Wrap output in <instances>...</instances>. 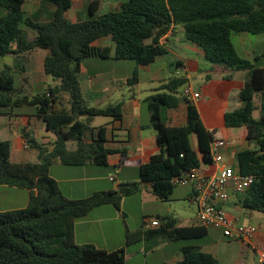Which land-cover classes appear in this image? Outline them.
Here are the masks:
<instances>
[{"label":"trees","instance_id":"16d2710c","mask_svg":"<svg viewBox=\"0 0 264 264\" xmlns=\"http://www.w3.org/2000/svg\"><path fill=\"white\" fill-rule=\"evenodd\" d=\"M44 1L56 7L51 22L26 17L25 0H0L5 12L0 16V58L48 50L44 69L57 82L42 94L20 96L15 77L7 71L0 74V116L10 115L16 108L34 106L36 117L54 136L46 145L29 132L24 133L30 148L39 154L38 162L25 163H14L11 141L0 140V185L30 191L26 208L0 211V264H125L124 248L108 252L76 244L75 221L105 205L120 210L124 198L143 193L145 186L157 199L170 201L175 178L214 163L211 148L220 137L205 127L194 101L180 92L189 80L174 76L145 99L160 152L140 167V181L121 183L116 190L96 192L85 199L72 200L63 194L49 174L53 164L107 167L109 156L114 154L107 147L106 126L92 124L97 117L120 120L124 102L104 108L91 106L80 82L83 60L112 56L110 46L94 45L106 37L114 44L115 60L135 61L138 67H144L167 54L161 40L181 27L186 40L198 46L207 61L231 71L248 72L240 91L242 106L225 114V125L246 127L247 139L255 145L238 155L239 173L253 175L256 181L235 195L237 203L248 212L264 214V66L242 57L233 42L234 34H264V0H128L114 12L97 15L98 8H92L97 17L83 22L67 19L72 0ZM139 83L136 68L128 85ZM62 95L68 97L67 104L61 100ZM183 102L187 104V123L171 126L168 111ZM257 113L259 117L255 118ZM194 134L198 151L191 144ZM71 142L76 144L75 150L68 148ZM161 222L156 230L127 231L126 246L157 237L174 242L208 235L209 227H179L171 216ZM181 252L182 259L174 264H220L199 246L187 245Z\"/></svg>","mask_w":264,"mask_h":264},{"label":"crops","instance_id":"0c3cea01","mask_svg":"<svg viewBox=\"0 0 264 264\" xmlns=\"http://www.w3.org/2000/svg\"><path fill=\"white\" fill-rule=\"evenodd\" d=\"M127 1L72 0V6L67 11L66 17L71 22L87 21L97 17L98 14L118 11ZM95 3H98V5H94ZM92 8H98L97 15L92 14ZM24 12L26 17L31 20L45 23L53 20L56 7L44 0H25ZM4 13L3 9L0 8V16L4 15ZM233 42L242 57L257 65L264 66L263 34L256 36L249 33L234 34ZM161 44L167 48V54L159 56L151 65L144 67H138L137 65L134 68V71L136 68L139 69L141 81H147L151 84L148 89L151 91L150 94H147L145 97L139 96L140 83L137 86L129 87V93L125 94L124 92V98L120 100L124 102L122 118L117 121L113 120V118H108L107 122L103 124L108 131L107 147L114 151V154L108 158V166L104 171L105 174L94 169V165L69 167L57 162L50 167V176L58 182L63 194L67 198L72 200L85 199L96 192L116 190L117 186L121 183L140 181V167L148 163L153 155L160 152L155 130L150 127L149 109H147L148 114L144 120L145 99L154 94L162 84L174 76L186 77L189 80V83L180 89L181 93H183L185 87L189 86L194 92L200 94V97L193 101L198 108L205 127L209 131L217 132L220 137L218 141L229 143L228 146L221 150L224 161L228 166L239 172V153L249 148H255L253 147L254 144L250 143L247 139L248 130L246 127L227 128L225 125V114L242 106L240 91L248 77V72L231 71L207 61L203 51L186 40L184 30L181 27H176L171 31L161 40ZM94 45L97 47L110 46L112 48V56L109 59H101V62L117 61L113 58L114 44L109 37L97 41ZM178 49L180 50V54L175 53V50ZM171 52L175 53L176 58L168 60L165 56H168ZM49 55L50 52L48 50L36 49L21 56L0 58V74L7 71L15 77L18 95L34 96V85L47 81L49 76L44 69V61ZM192 55L195 58L192 59ZM93 59L95 58L83 60L80 82L84 95L87 93L91 99H98L101 98V95L107 89H110V86L112 90L113 85L102 80L104 69L99 67L100 61ZM88 64L93 66L92 71L86 67ZM203 75H205V78L202 77ZM83 76L84 82H82ZM122 79H125V83L128 85V76H124ZM197 79H201L202 84L199 88H193V82ZM60 98L68 102V97L62 95ZM92 103L90 105L97 108H103L104 105L102 102L97 101ZM254 116L258 118L259 113ZM168 118L171 126L180 127L186 125L187 104L183 102L177 108L170 109L168 111ZM26 132H29L41 144H45L46 140H50L51 136H53L47 132L45 124L35 114H16L15 110H13L10 115L0 116V140L9 139L11 141L12 161L14 163L38 162L39 160V154L36 149L30 148V146L28 148L24 147L26 140L23 134ZM192 136L197 138L195 134ZM191 144L193 149L198 151V139L197 141L191 139ZM68 148L75 150L76 144L72 142L68 143ZM219 168V164L213 163L211 165H203L200 170L206 174H213ZM101 173L104 175H101ZM72 174L75 176H72ZM114 175L115 181H112L111 177ZM189 187V192L186 189L183 192L185 193V198L190 203L193 187ZM144 188L145 191L140 199L141 204L144 205L147 202L158 200L147 186ZM29 199V190L0 185V211L7 212L24 209L28 206ZM128 200V198L123 199L120 210L116 209L113 205H105L97 207L85 217L77 219L74 227L76 244L93 245L98 249L108 252L124 248L126 253L125 264H127L128 258L135 256L137 253L131 252L130 247L126 246V233L127 231L136 232L143 230L140 226H131L125 218V207ZM225 207L230 216L237 220L238 224L242 217L240 212L245 211L248 218H252L255 213L248 212L238 205L235 195L230 197ZM197 225H200L197 213L195 219H187L184 224L177 223L179 227ZM256 229L257 233L254 245H247V247L252 248L257 261L258 252L260 250L264 251V223H259ZM228 240L237 241L229 238ZM170 242L163 240L155 250L168 248ZM138 246V250H136L142 251L145 254L149 253L147 254L148 256H151L152 252H155L149 251L150 248L146 244V239H143ZM201 248L204 252L214 255L220 264H239V259L231 262L228 259L229 248L226 250L224 247L218 246V243L202 246ZM181 259L182 252L176 253L169 260L163 261L160 264H174Z\"/></svg>","mask_w":264,"mask_h":264},{"label":"rangeland","instance_id":"374dc122","mask_svg":"<svg viewBox=\"0 0 264 264\" xmlns=\"http://www.w3.org/2000/svg\"><path fill=\"white\" fill-rule=\"evenodd\" d=\"M262 35V34H261ZM264 35V34H263ZM262 48V47H261ZM264 49V47H263ZM175 53L180 54V50H175ZM175 53H170L168 56H165L170 59H174ZM191 58H195V56H191ZM93 60L100 61L99 67L104 69V76L103 81L111 83L113 85L112 90L111 86L110 89H107L104 94L101 95V98L98 99H91L89 97V94L85 93V98L90 102V104H93L92 102H102L103 108L105 106H108L109 104H115L118 101H120L123 97V93H129V87H132L130 85H127L125 82V79H122L124 76H128V78H131L134 73V68L137 66L135 61H115V62H101V59L95 58ZM193 61V60H192ZM264 63V62H263ZM88 70L92 71L93 66L87 65L86 66ZM244 72V71H243ZM242 72V73H243ZM205 78V75L202 76ZM141 79V78H140ZM84 80V76L82 79V82ZM141 81V80H140ZM202 80L197 79L193 82V88H199ZM57 85V82L53 79V77L48 76L47 81H42L39 83H36L34 85L33 93L35 95L44 93L50 86ZM150 83L147 81H141L138 90L139 96H146L147 94H150L151 91L148 89L150 88ZM109 87V86H108ZM64 104H67L66 100H63ZM148 104L144 103V120L147 112ZM16 114H35L36 108L34 106H24L20 108L15 109ZM107 117H97L94 122L93 126H101L107 122ZM191 139L193 141H197V138L195 136H192ZM54 140V136H51L50 140H46L45 144H49V142ZM41 141V139H39ZM253 147H255L253 145ZM94 169L101 171L104 173L106 167H98L93 166ZM55 172V170H54ZM101 175H104L102 174ZM70 176V175H69ZM72 176H75L72 174ZM115 177V175H114ZM190 191L189 186H176L173 192V195L171 197L170 201H162L157 200L153 202H147L146 204H141V197L143 196V193H139L136 195H132L128 198V202L126 204V219L128 223L131 226H140L144 230L145 220L146 217L150 219H162L166 216H171L177 219L180 224H184L187 219H195L196 213H197V207L193 204H190L189 201L185 198V193L183 190ZM185 190V191H186ZM117 209V208H116ZM119 210V209H118ZM241 214V220L239 222L240 226H251L256 228L259 223H264V214L255 212L254 216L252 218L246 217V212H240ZM163 242L162 239L159 237L157 238H151L146 239V244H148V248H150L149 251H155L152 252L153 254L151 256H148L147 254L143 253L142 251H137L140 245V242L135 243L130 247L131 252H136L137 256H133L128 258L127 264H160L163 261L169 260L173 255L176 253H181V249L184 246L187 245H194V246H209L214 243H218V246L224 247V249L230 250V253L228 254V259L231 260V262H234L238 260L239 264H256V257L255 253L252 250V248L247 247V243H244L242 241H229L228 238H226L223 234V231L219 228H209V235L200 238V239H192V240H180V241H174L170 242V246L166 249L161 250H155L157 246H159ZM231 243V244H229ZM132 247V248H131ZM137 249V250H136ZM244 253V254H243ZM220 256V255H219ZM220 258H222L220 256Z\"/></svg>","mask_w":264,"mask_h":264},{"label":"built area","instance_id":"2783aa9c","mask_svg":"<svg viewBox=\"0 0 264 264\" xmlns=\"http://www.w3.org/2000/svg\"><path fill=\"white\" fill-rule=\"evenodd\" d=\"M183 95L189 100L200 97V94L194 92L189 86L184 88ZM228 144L226 141H217L212 145L211 152L214 163L220 165L216 173L206 174L200 169L194 168L189 173L175 178L173 183L176 186L193 187L190 203L197 207V219L200 225L219 228L223 231L224 236L229 239L254 245L257 229L240 226L237 220L230 216L225 204L232 195L246 191L256 181V177L242 175L225 163L221 150ZM24 147L28 148L29 144L26 142ZM111 180L115 181V177L112 176ZM161 226L160 219L147 218L144 230L152 231ZM257 264H264L263 250L258 252Z\"/></svg>","mask_w":264,"mask_h":264},{"label":"water","instance_id":"95a60500","mask_svg":"<svg viewBox=\"0 0 264 264\" xmlns=\"http://www.w3.org/2000/svg\"><path fill=\"white\" fill-rule=\"evenodd\" d=\"M42 163L44 164V163H45V161L43 160V161H42Z\"/></svg>","mask_w":264,"mask_h":264}]
</instances>
